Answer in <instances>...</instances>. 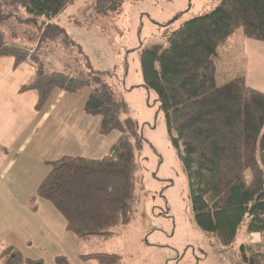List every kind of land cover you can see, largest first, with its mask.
<instances>
[{"label":"trees","instance_id":"1","mask_svg":"<svg viewBox=\"0 0 264 264\" xmlns=\"http://www.w3.org/2000/svg\"><path fill=\"white\" fill-rule=\"evenodd\" d=\"M75 1L0 0V58L13 57L17 65L30 60L39 66L31 84L23 88L38 92V111L55 89L76 94L92 88L85 112L101 117L102 135L115 131L121 135L100 161L66 157L52 162L37 192L38 199L52 203L61 214L67 232L85 242L113 236L116 228L134 222L144 191L136 161L143 138L127 103L106 80L107 73L95 70L88 60L78 71L50 72L51 61L39 62L37 56L31 60L16 44L20 28L26 25L37 30L39 49L62 41L82 53L55 22ZM124 2L92 0L83 16L108 17ZM238 30L246 39L264 44V0H220L210 12L172 33L167 48L145 49L141 56L144 87L156 94L167 125L176 134L174 142L190 180L195 224L224 247L232 246L244 227L249 234L264 237V94L248 87L244 78L217 83V51ZM253 168L257 188L249 191L243 177ZM241 255L245 264H260L263 257L260 252L246 256L243 247ZM92 258L100 264L122 263L117 255L83 257ZM55 261L71 264L66 257ZM0 264L44 261L27 258L9 246L0 252Z\"/></svg>","mask_w":264,"mask_h":264},{"label":"rangeland","instance_id":"2","mask_svg":"<svg viewBox=\"0 0 264 264\" xmlns=\"http://www.w3.org/2000/svg\"><path fill=\"white\" fill-rule=\"evenodd\" d=\"M91 2L77 0L55 19L81 46L82 53L79 47H70L62 41L39 49L37 30L27 29L26 25L20 28L16 44L25 48L31 60L37 56L39 62L51 61L47 65L50 72L64 68L78 71L88 60L95 70L107 73L106 80L117 97L127 103L130 117L143 138L136 161L144 191L134 222L116 228L113 236L92 237L85 242L76 238L69 241L66 235L74 236L51 222L56 208L37 198L38 189L28 195L26 204L24 199L11 203L6 199L10 194L0 193L3 199L0 205H28L30 209L26 216L29 232L23 233L20 240L32 244L26 256L42 259L44 264H57L56 257H66L71 264H100L95 258L83 259L94 254L121 256V264H245L241 255L243 247L246 256L263 253L260 264H264L263 236L251 235L244 227L235 243L224 247L215 237L198 229L191 206L190 180L174 142L176 134L168 127L156 94L144 87L143 50L167 48L172 33L187 21L210 12L220 0H125L118 12L104 18L96 14L94 18L83 16ZM75 19L83 24H76ZM235 69L226 60L219 79L224 80ZM80 99L81 96L76 105L81 103ZM254 174L255 168L243 177L249 191L257 188ZM16 196L21 198L20 193Z\"/></svg>","mask_w":264,"mask_h":264},{"label":"crops","instance_id":"3","mask_svg":"<svg viewBox=\"0 0 264 264\" xmlns=\"http://www.w3.org/2000/svg\"><path fill=\"white\" fill-rule=\"evenodd\" d=\"M226 60L229 67L236 69L220 80L221 66ZM215 62L218 85L244 78L248 87L264 94L263 43L246 39L243 31L238 30L220 46ZM37 70L38 65L30 60L17 65L13 57L0 58V193L10 194L5 197L11 203L24 199L26 204L28 195L39 190L50 174L52 162L66 157L100 161L120 138L116 131L102 135L101 117L85 112L92 92L87 88L76 94L55 89L38 111V92L23 90L31 84ZM79 96L81 103L76 105ZM27 206L0 205V252L13 246L27 257L32 244H28V240L20 241L21 235L29 232ZM53 210L51 222L66 229L61 214ZM47 212L50 216L48 205ZM46 221L50 220L46 217ZM66 237L74 240V237Z\"/></svg>","mask_w":264,"mask_h":264}]
</instances>
